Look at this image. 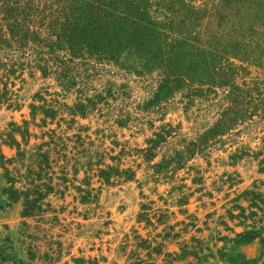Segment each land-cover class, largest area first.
Listing matches in <instances>:
<instances>
[{
	"label": "rangeland",
	"instance_id": "rangeland-1",
	"mask_svg": "<svg viewBox=\"0 0 264 264\" xmlns=\"http://www.w3.org/2000/svg\"><path fill=\"white\" fill-rule=\"evenodd\" d=\"M158 1L161 40L224 39L182 82L127 52L69 60L46 29L11 38L0 15V264H264V205L242 194L264 201V0H182L190 32L180 4ZM39 145L54 189L26 216L4 168L18 178Z\"/></svg>",
	"mask_w": 264,
	"mask_h": 264
},
{
	"label": "trees",
	"instance_id": "trees-1",
	"mask_svg": "<svg viewBox=\"0 0 264 264\" xmlns=\"http://www.w3.org/2000/svg\"><path fill=\"white\" fill-rule=\"evenodd\" d=\"M167 2L175 6L182 0H167ZM151 4L152 0H44L36 4L33 0H0V15L11 38L17 37L25 42L29 39L41 42L40 29H46L48 35L56 37L55 43L68 50L69 60L87 55L98 60L117 61L120 54L127 52L131 57L136 55L133 60L142 70H151L154 67L163 70L165 68V71L159 72L162 85L170 81L182 82L183 75L188 74L191 68L194 69V74L198 72L199 59H203L208 52L213 53L211 48L218 52V47L224 39L211 35V40H207L210 50L200 48L203 43L197 36L171 42H167L166 39L161 40V33L147 18L146 10ZM180 8L185 10L186 23L179 25L188 28L190 32L193 30V20L196 19L197 12L184 3L180 4ZM29 22L36 23L32 25ZM187 22H190V27H187ZM190 40L195 41L196 44L191 43ZM228 121L232 122V118L224 113L216 124L217 131ZM11 143L19 146L14 139ZM41 147L39 145L37 151L31 154L32 164L18 178L10 176L9 170L4 168L8 185L3 189V194L12 202H17L22 197L26 206L23 214L26 216L40 212L42 210L40 200L54 189L51 185L52 174L48 175L52 167L49 151H41ZM10 162L12 158L8 160V163ZM21 178L24 179L22 186L25 189L14 187L15 182L20 181ZM242 194L252 195V199L249 200L250 207L260 208L259 203L264 205L260 194L254 191H244ZM240 197L241 195L236 199ZM236 207L240 209L242 216L244 208L239 205ZM254 215L256 212L251 211L249 215L243 217L246 219ZM260 232L253 229L241 232L237 235L238 242L251 241ZM261 241L264 243V237Z\"/></svg>",
	"mask_w": 264,
	"mask_h": 264
}]
</instances>
